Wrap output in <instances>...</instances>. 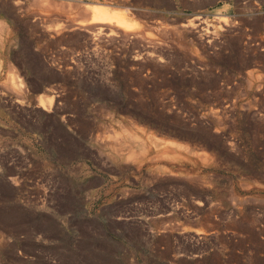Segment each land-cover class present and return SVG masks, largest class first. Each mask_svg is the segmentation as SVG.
Returning a JSON list of instances; mask_svg holds the SVG:
<instances>
[{"label":"rangeland","instance_id":"1","mask_svg":"<svg viewBox=\"0 0 264 264\" xmlns=\"http://www.w3.org/2000/svg\"><path fill=\"white\" fill-rule=\"evenodd\" d=\"M43 1L0 0V264H264V0ZM74 4L141 37L91 42Z\"/></svg>","mask_w":264,"mask_h":264},{"label":"bare ground","instance_id":"2","mask_svg":"<svg viewBox=\"0 0 264 264\" xmlns=\"http://www.w3.org/2000/svg\"><path fill=\"white\" fill-rule=\"evenodd\" d=\"M37 1V0H36ZM35 0L33 1L32 0V2H31V4L30 5H34V4H40V5H42L43 3L46 5V1H41V3H39L40 1L38 0V2H36ZM55 3L56 2H58L57 3V6H58V4H61L62 3V5L64 6L65 4H64V2H60L59 3V1H54ZM96 3V2H95ZM47 4H48V2H47ZM50 4V3H49ZM45 5H43V6H45ZM61 6V5H60ZM60 6H58L59 7V9H60ZM62 6V8H64ZM111 6V7H110ZM29 7V6H28ZM53 7V6H52ZM55 7V6H54ZM72 7H73V4H72ZM74 7H75V9L76 10H74L73 12L74 13H76V11H77V13H78V17H77V19H75V21L74 22H72L73 24H72V27L69 25V27H71L72 29H75V30H78V31H83V32H86L88 35H89V38H90V41L91 42H93L94 40H96V39H100V38H108L109 39V37H111V36H118L120 33L124 36V37H128V39H129V37H141V36H139V34H137V33H135V31L133 32L132 30H133V27H134V21L132 20V18L127 14V13H125L123 10H122V8L123 7H125V6H123V4H121V5H116V4H113V5H104V4H88V5H85L84 6V8H80L77 4H74ZM26 9V8H25ZM46 9H48V7L46 8ZM9 10V9H8ZM27 10V9H26ZM61 10V9H60ZM6 11V10H5ZM4 12V11H3ZM12 12V11H11ZM47 12V11H46ZM58 12H59V10H58ZM65 13V12H64ZM133 14H134V11L132 12ZM62 13H60V15H61ZM132 14V15H133ZM65 15H66V13H65ZM131 15V16H132ZM73 17V16H72ZM54 21V20H53ZM56 21V20H55ZM64 21V20H63ZM59 22V21H58ZM200 22V21H199ZM207 22V21H206ZM202 23V22H201ZM7 25H9V24H6L5 22L4 23H2V22H0V49H1V47L4 45V43H5V41L4 40H6V39H8L9 37V35H10V32L7 30V29H9L8 27H7ZM60 25V24H59ZM56 27H57V25H55ZM205 26V25H204ZM51 27V26H50ZM136 27V26H135ZM180 27H182V33H185V34H188V33H190L191 32V30H193V29H195L196 27H197V25L196 24H194L193 23V21L192 20H188L187 21V23L186 24H184L183 26H180ZM200 27H201V24H200ZM210 28H212V32H210V31H208V32H206V34H207V38L208 39H211V40H214L213 38L214 37H216V36H218L219 35V28L218 27H216V26H214V25H212L211 24V26H209ZM46 28V27H45ZM48 28V27H47ZM58 28H60V27H58ZM58 28L57 29H55V30H51V31H53L54 32V34H57L58 32H59V30H61V29H59L58 30ZM205 28V27H204ZM206 28H208V26H206ZM68 29V28H67ZM203 29V28H202ZM221 29V28H220ZM45 30V29H44ZM136 30H137V27H136ZM140 30V29H139ZM204 30H206V29H204ZM73 31V30H72ZM178 31H180V30H178ZM195 31V30H194ZM61 32H62V30H61ZM70 34V33H69ZM178 34V33H177ZM191 34V33H190ZM184 35V34H183ZM204 35H205V32H204ZM178 36H179V34H178ZM186 37V36H185ZM193 38H195V37H193ZM58 39V38H57ZM98 39V40H99ZM114 39V38H113ZM141 39V38H140ZM122 40V39H121ZM130 40V39H129ZM139 40V39H138ZM211 40H210V42H211ZM7 41V40H6ZM101 41V40H100ZM103 41V40H102ZM101 41V42H102ZM113 41V40H112ZM152 41V40H151ZM105 42V41H104ZM130 42V41H129ZM131 43V42H130ZM10 45V44H9ZM101 45V44H100ZM98 46V45H97ZM94 47V46H93ZM95 48V47H94ZM101 48V47H100ZM155 48V47H154ZM105 50V49H104ZM1 51V50H0ZM8 52H9V50H8ZM97 52V51H96ZM3 55V54H2ZM3 57V56H2ZM138 56H136V58H137ZM157 58V57H156ZM149 59H150V57H149ZM146 60V59H145ZM0 61H1V57H0ZM4 61V60H3ZM3 61H2V63H3ZM156 61V60H155ZM154 62V61H153ZM1 63V62H0ZM140 65V64H139ZM146 66V65H145ZM6 67H7V64H6ZM140 68V67H139ZM9 71V70H8ZM15 71V70H14ZM13 72V71H12ZM9 73V72H8ZM16 74V73H15ZM14 76V75H13ZM17 79V78H16ZM19 79V78H18ZM253 80V79H252ZM255 80V79H254ZM16 81V80H15ZM14 81V82H15ZM18 81V80H17ZM16 81V82H17ZM19 82V81H18ZM17 82V83H18ZM11 83V82H10ZM21 83V82H20ZM19 83V84H20ZM254 83V82H253ZM14 84V83H13ZM140 84V83H139ZM18 85V84H17ZM21 85V84H20ZM19 85V86H20ZM11 86V85H10ZM21 87V86H20ZM19 87V88H20ZM23 88V87H22ZM21 88V89H22ZM20 90V89H19ZM44 90V89H43ZM21 91V90H20ZM18 94V93H17ZM42 97V96H41ZM52 101H53V98H49L48 100H47V105H48V107H50L51 105H52ZM45 105V104H44ZM40 106V105H39ZM46 107V106H45ZM45 107H43L42 106V110L44 111V112H46L47 110H46V108ZM48 109V108H47ZM41 110V111H42ZM49 112H50V110H49ZM135 126V125H134ZM136 130V133H137V135L138 136H145L146 138H147V141L149 142V145H150V143H151V145H153L154 147H155V149H156V153H155V155H152L151 157H153L154 156V158H157V159H161V158H165V156L167 155V153L169 152H171V150L169 149V151L167 152V150L165 149H163V148H166V146H171L172 148H175V149H177V150H180V149H182V148H184V147H182V145L181 144H177V143H175V141H169V140H166V141H163L162 139H157V138H155L154 137V135L151 133V132H147V131H144V130H142V129H140V128H135ZM126 130V129H125ZM133 130V129H132ZM129 133V132H128ZM139 133H140V135H139ZM129 134H133L132 132H130ZM123 136H121V137H114V136H112L113 137V142H114V144H112V148H113V145H116V146H121L122 144H126L127 143V141H126V139H127V137L129 136H127V135H124V134H122ZM134 135V134H133ZM133 135H132V139L131 138H129V140H130V142L131 141H138V139H136V138H133ZM140 136V138H142ZM140 138H139V140H140ZM160 140H162V141H160ZM112 143V142H111ZM146 144V143H145ZM184 144V143H183ZM128 145V144H127ZM138 145H140V150L139 151H136V152H139L138 154H137V156H138V158H140V157H143V155H145L146 153V151H145V145L143 144V143H141L140 141H139V144ZM129 146V145H128ZM134 146V145H133ZM183 146H185V145H183ZM187 146V145H186ZM191 146V145H190ZM182 147V148H181ZM187 147H189V146H187ZM149 148V147H148ZM111 149V148H110ZM163 149V150H162ZM191 150H192V148H190ZM113 150V149H112ZM115 151H117L118 152V148H117V150H115ZM129 151H130V149H129ZM173 151V150H172ZM184 151H188V150H186L185 148H184ZM127 152V151H126ZM132 152H134V151H132ZM119 153V152H118ZM153 153V152H152ZM173 153V152H172ZM126 154V153H125ZM193 154V153H192ZM191 154V155H192ZM133 155H135V154H132L129 158H131ZM170 155H171V153H170ZM190 155V156H191ZM203 156V155H202ZM118 157V156H117ZM121 157V156H120ZM134 157V156H133ZM182 157V156H181ZM199 157V156H198ZM201 157V156H200ZM199 157V158H200ZM137 158V159H138ZM153 158V159H154ZM163 158V159H164ZM187 158H190L189 156L187 157ZM196 158V157H195ZM195 158H194V160H195ZM209 158V157H208ZM207 158V159H208ZM125 159H127V158H125ZM137 159H134L135 161L137 160ZM142 159V158H141ZM131 160H133V159H131ZM171 160V159H170ZM213 160V159H212ZM125 161V160H124ZM126 161H128V160H126ZM199 161V160H198ZM111 162V161H110ZM138 162V161H137ZM140 162H141V160H140ZM177 162H179L178 160H177ZM207 162V161H206ZM196 163H199V162H196ZM195 163V164H196ZM113 164H114V162H113ZM140 164V163H139ZM193 164V163H192ZM133 165V164H132ZM169 172V171H168ZM205 236V235H204Z\"/></svg>","mask_w":264,"mask_h":264}]
</instances>
